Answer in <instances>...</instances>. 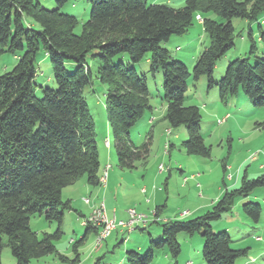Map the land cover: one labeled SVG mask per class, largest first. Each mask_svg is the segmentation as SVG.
<instances>
[{
  "label": "trees",
  "instance_id": "obj_1",
  "mask_svg": "<svg viewBox=\"0 0 264 264\" xmlns=\"http://www.w3.org/2000/svg\"><path fill=\"white\" fill-rule=\"evenodd\" d=\"M70 1L56 0L57 7L47 9L39 0H0V55L9 52L19 57L12 70L0 74V264L6 244L16 264H30L32 259L49 254H57L68 264H81L78 252L68 259L54 241L63 234L64 210L72 208L70 201L62 198L63 189L82 178L92 186L103 182L95 120L84 96V88L93 78L89 59L101 63L97 74L107 85L108 122L122 168L133 169L136 161L149 155L151 133L137 145L131 131L153 106L146 75L133 66L114 62L118 53L127 52L132 64L150 53L151 70H163L164 118L171 128L187 127L184 147L190 154L210 156V147L201 134V110L184 103L189 78L208 76L210 87L218 85L223 103L243 92L255 106H264V57H257L254 63L249 57L236 58L229 62L220 82L213 78L217 62L235 46L233 19L258 21L264 16V0H186L179 8L149 4L147 0H91L92 11L80 34L75 33L80 18L61 11ZM201 13H215L224 21L204 18ZM30 19L40 28H34ZM195 19L203 23L210 43L190 70L162 43L186 33ZM249 37L250 53L255 54L252 31ZM259 39L264 42L263 31ZM41 48L49 57L58 87L44 88L38 98L34 81ZM68 62L78 65L74 72L66 70ZM259 187H264V175L249 178L246 172L240 186L226 188L202 216L161 223V240L150 237L152 245L146 255L127 251L128 264H149L156 250L164 248L177 259L181 253L177 236L181 232L202 235L206 264H235L239 257H247L249 248H233L232 235L215 232L212 223L231 213L238 198ZM163 208L157 206L155 215L159 216ZM243 211L254 223L260 222V203L246 202ZM35 215L55 222V230L39 237L30 226ZM136 229L146 230L140 226ZM90 230L99 232L98 227L87 224L85 235L74 243L76 251ZM101 259L95 264H103Z\"/></svg>",
  "mask_w": 264,
  "mask_h": 264
},
{
  "label": "rangeland",
  "instance_id": "obj_2",
  "mask_svg": "<svg viewBox=\"0 0 264 264\" xmlns=\"http://www.w3.org/2000/svg\"><path fill=\"white\" fill-rule=\"evenodd\" d=\"M39 1L47 9L57 7L56 0ZM147 2L179 8L185 5L186 0H147ZM61 11L77 15L80 18V23L75 28V33L80 34L83 23L88 20L92 11L91 0H71ZM201 14L204 18L210 17L224 21L215 13ZM23 22L27 25L25 20ZM30 22L34 24V28H40L35 21L30 19ZM233 25L235 46L217 62L213 73L216 83L223 78L229 62L232 60L249 57L250 62L254 63L257 57H264V42L259 39L260 33L264 32V16L251 23L246 19L234 18ZM251 31L257 46L255 54L250 53L252 41L249 32ZM209 43L210 39L204 31L203 23L195 19L194 24L186 33L171 36L169 40L162 43V46L169 49L174 59L184 62L192 70L196 60ZM18 59L19 57L12 53H2L0 55V74L12 70ZM113 60L133 66L137 72L145 74L147 77L153 110L147 112L142 121L132 129L131 138L135 144L140 145L151 133L150 151L146 159L136 161L135 168L120 170L115 139L108 122L107 85L99 79L97 74L101 63L98 59H89L88 64L93 78L91 83L84 88V96L95 120L101 168L104 169L102 175H105L108 167V165L105 167V158L111 152L114 159L111 163L120 172L126 173L127 180L125 187L119 190L118 202L112 192L105 198L103 193L102 199L99 201L101 203L92 212L105 201L106 209L109 212H112L109 209L110 205L118 209L119 213L134 208L138 213L146 215L150 224L146 232L139 229L133 230L135 227H132L130 231L125 229V232H121L119 231L121 227L118 228L112 232L111 237L109 235L103 242L104 246L100 252L94 251L95 247L99 246L96 243L97 233L89 231L86 239L77 244L78 250L76 251L75 241L80 240L87 231V226L81 224L79 211L88 215L89 210L84 200L91 201L94 197L90 192L81 189L83 178L64 188L62 191L63 200H69L71 207L72 205L74 207L64 210L63 234L54 242L58 251L68 259L75 258L78 252L81 264H95L100 257L102 263L119 264L118 261L123 255H127L128 250L140 244L147 246L140 252L142 255H146L152 245L149 233L155 235L154 241L161 240L159 236L156 237V232L162 233V226L159 224L164 222V218L190 220L202 216L212 209L214 205L212 202L214 200L216 202L217 198L222 196L225 188L240 186L246 172H248L249 178L264 175V106H255L243 92L228 103H223L220 100L218 85L214 84L210 87L208 76L203 75L198 80L189 78L184 103L186 106H198L201 110V134L206 145L210 147V156L190 154L184 147V142L188 140L189 134L187 127L181 125L171 128L164 118L167 103L164 100L163 70L161 68L155 71L151 70L150 53L136 64L131 63L127 52L116 54ZM77 66L74 62H68L66 70L74 72ZM34 82L35 94L38 98L43 96L44 88L58 87L53 78L51 62L43 48L38 53L37 75ZM149 118H151L150 122ZM160 164L164 165L163 169L160 168ZM227 166L230 167L227 168ZM240 167H242V172L239 182L236 184L234 183L236 182V171ZM231 174L235 175L234 181L229 178ZM105 186V182H102L98 187L103 189ZM143 187H146V192L141 191ZM249 201L260 203L262 206L261 219L257 224L262 230L253 231L256 223L243 211V204ZM157 206H164L160 212L159 224L154 222L156 219L154 210ZM212 225L215 232L227 231L232 235L231 245L233 248L250 247V250L253 251L252 255L256 259L254 264H264V255L260 254L264 251V187L255 189L249 196L238 198L233 211L224 214ZM30 226L38 233L39 237H42L45 232H53L56 223L46 220L43 215H35L31 217ZM117 231L118 233H116ZM260 235H262V241L257 240ZM124 238L129 239L130 242H122ZM177 240L181 244V253L177 259H174L169 250L164 248L156 250L154 260L149 264H175V262L186 264V259L195 262V264H206L203 258L204 239L200 233L191 236L186 232H181L178 234ZM7 241L8 238L5 236L4 242L8 243ZM260 247L262 250H259ZM1 261L2 264H16L11 248L7 244L3 248ZM30 264H68V262L61 260L57 254H49L32 259ZM235 264H247L246 257H239Z\"/></svg>",
  "mask_w": 264,
  "mask_h": 264
},
{
  "label": "crops",
  "instance_id": "obj_3",
  "mask_svg": "<svg viewBox=\"0 0 264 264\" xmlns=\"http://www.w3.org/2000/svg\"><path fill=\"white\" fill-rule=\"evenodd\" d=\"M199 21V20H198ZM200 23H202L201 21H199ZM228 115V114H227ZM151 121V118H149V122ZM169 130H170V128H169ZM171 131V130H170ZM107 144L110 146V144H109V141H107ZM100 156V155H99ZM114 159H113V156H111V152H110V154L108 155V157H106L105 158V167H107V165H110V168H109V171H110V173H109V171H108V177H107V183H106V186L103 188V189H99V187L98 186H92V185H90V184H88L87 182H86V180L85 179H83V183L81 184V189L82 190H84V191H87V192H90L92 195H93V200L91 199V203L90 204H88V203H86L85 202V200H84V203L85 204H87V208H88V210H89V214L88 215H86V214H83V212H81V211H79L80 212V215H81V224L82 225H84V226H87V224H85L84 222H85V220L90 216V214L92 213V211H93V209L96 207V206H98L101 202H99L100 201V199H102V195H103V193H104V198H105V196H107L109 193H113V195H114V197H115V200L118 202V198H117V196H118V194H119V190H120V188H124L125 187V185H126V173H124V172H120L119 171V169H116L115 168V166H114V164H112L111 162L113 161ZM230 166H227V168H229ZM119 168H120V170L122 169V170H124L120 165H119ZM160 168L161 169H163L164 168V165L163 164H160ZM231 169H233V168H231ZM103 170L104 169H102L101 168V174H103ZM241 172H242V167H240V168H238L237 169V171H236V182H234V183H238L239 182V177H240V175H241ZM248 173V172H247ZM229 178H230V180L231 181H234V179H235V175L234 174H231L230 176H229ZM233 183V184H234ZM235 184V185H236ZM101 185V184H100ZM227 187H229L228 185H227ZM111 189V190H110ZM221 189H223V188H221ZM226 189V188H225ZM224 189V190H225ZM109 190V191H108ZM124 190V189H123ZM142 192H146L147 190H146V187H143L142 188V190H141ZM223 191V190H222ZM107 193V194H106ZM223 195V194H222ZM221 196H219V198H220ZM219 198H217V200L219 199ZM216 200V201H217ZM103 201H104V199H103ZM213 201V200H212ZM215 201V200H214ZM212 202V204H214L215 202ZM105 202V201H104ZM105 204H106V202H105ZM74 206L72 205V208H73ZM106 208H107V206H106ZM74 209H76V208H74ZM109 209H111L110 211H112V212H109L108 211V209H107V211H108V213H109V215L110 216H112L114 213H115V215L117 216V218L118 219H122V220H126V219H128V213H127V210H123V212L122 213H119V210L118 209H116L115 207H113V206H111L110 205V208ZM154 214H155V210H154ZM155 217H156V219L154 220V222L155 223H157V224H159V218H160V214H159V216H156L155 215ZM166 221H168V219L167 218H164V222H166ZM149 224H150V221L147 223V224H141V225H139L140 227H142V228H146V230L145 231H143V232H146V231H148L147 230V228H148V226H149ZM257 224H259V223H257ZM257 224H255L256 226L253 228V231L254 230H258V229H261V228H259L258 226H257ZM161 225V223L159 224V226ZM260 226V225H259ZM136 229V227L133 229V230H135ZM116 230H118V228L117 229H115L113 232H115ZM140 230V229H139ZM262 230V229H261ZM90 231H93V232H95V234H96V231L95 230H90ZM119 231H121V232H125V229H123V228H121V229H119ZM98 233V232H97ZM116 233H118V231L116 232ZM157 234H156V237L157 236H161V234L162 233H160V231H158V232H156ZM113 234V233H112ZM112 234L110 235V237L112 236ZM85 235V234H84ZM149 235L153 238V237H155V235H153V234H151V233H149ZM257 240L258 241H262V235H260V236H258L257 237ZM126 242V243H129L130 242V240L129 239H123L122 240V242ZM103 243L100 245V246H98V247H95V252H100L102 249H103ZM147 247V246H146ZM146 247H145V245H137V246H133V249H131V250H136V251H138V252H142L144 249H146ZM246 248H249V255L246 257V259H247V264H254L255 262H256V259L253 257V255H252V253H253V251L252 250H250V247H246ZM259 250H262V248L260 247L259 248ZM129 251V250H128ZM260 254H263L264 255V251L261 253L260 252ZM121 260L120 261H118V263L119 264H126V262H127V255L125 254V255H123L121 258H120ZM186 264H195V262H193V261H191V260H187L186 259ZM103 264H112L111 262H105V263H103ZM177 264H179L178 262H177Z\"/></svg>",
  "mask_w": 264,
  "mask_h": 264
},
{
  "label": "built area",
  "instance_id": "obj_4",
  "mask_svg": "<svg viewBox=\"0 0 264 264\" xmlns=\"http://www.w3.org/2000/svg\"><path fill=\"white\" fill-rule=\"evenodd\" d=\"M199 19V18H198ZM200 20V19H199ZM110 168V165H109ZM107 176L104 179L105 184L107 183ZM87 203L88 200H87ZM128 219L122 220L118 219L115 213L110 216L107 209H105V218H98L94 212L85 220V224H95L96 226H100L101 229V240H99V246L112 234V232L117 228L128 229L129 231L132 227H137L141 224H147L149 219L146 215H139V213L134 212V208H129L127 210Z\"/></svg>",
  "mask_w": 264,
  "mask_h": 264
},
{
  "label": "bare ground",
  "instance_id": "obj_5",
  "mask_svg": "<svg viewBox=\"0 0 264 264\" xmlns=\"http://www.w3.org/2000/svg\"><path fill=\"white\" fill-rule=\"evenodd\" d=\"M198 18H200V17L198 16ZM108 169H109V166H108L107 169H106V173H105V175H103V177H102V181H103V182H105L104 179L106 178V175H107ZM87 200H88V202L90 203V200H89V199H85V202L87 203ZM105 209H106L105 202H103L102 205H101L100 207H98V208H96V209L94 210V214H96V215L98 216V218H105ZM134 212H135V213H138L135 209H134ZM139 215H144V214L139 213ZM93 225H95V224H93ZM95 226H96V225H95ZM96 227H98V229H99V232H98V235H97L96 243L99 244V240H101V229H100V226H96Z\"/></svg>",
  "mask_w": 264,
  "mask_h": 264
}]
</instances>
